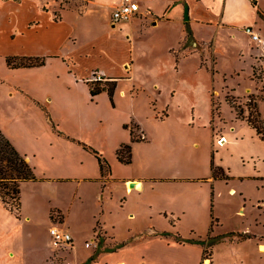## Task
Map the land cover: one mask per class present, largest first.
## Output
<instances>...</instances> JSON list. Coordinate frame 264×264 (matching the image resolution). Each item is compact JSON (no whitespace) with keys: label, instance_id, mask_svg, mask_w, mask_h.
<instances>
[{"label":"rangeland","instance_id":"obj_1","mask_svg":"<svg viewBox=\"0 0 264 264\" xmlns=\"http://www.w3.org/2000/svg\"><path fill=\"white\" fill-rule=\"evenodd\" d=\"M34 1H26L23 19L33 15ZM88 1L39 2V7L43 12L48 11V17L53 21L60 23L67 20L63 19L64 16L68 18L69 31L64 29L62 38L49 49L75 57L76 67L74 59L67 61L63 57L66 63L50 61L52 64L37 70L14 71L9 68L6 63L8 56L22 57L29 52L19 35L27 31H20L13 19H0V128L23 155L31 157L30 163L38 181H42L40 176L66 179L54 180L47 186L28 184L24 187L23 217L31 216V220L23 218L24 224L0 204V264H78L76 262L88 259L94 249L99 248V253L88 260L87 264H90L102 252H110L105 246L104 236L106 243L116 241L126 247L120 252L117 249V254L101 255L100 264H121L122 260L125 264H144L142 251L133 244L134 240L155 233L152 227L180 233L185 238L194 230L196 234L192 237L206 239L212 226V214L219 218L213 230L227 234L221 241L238 243L244 240L243 232L239 231L247 227L254 233H262L263 226L254 222L256 213H249L247 207V218H243L245 207L238 209L243 204H240L241 195L235 190L230 192L233 186L238 190L244 186L249 198H264V188L259 191L257 188L264 182L255 181L264 180V176L257 172L260 170L264 174V141L245 120L238 118L236 109L231 105L233 102L244 107L247 116L250 98L257 99L264 121V48L248 32L249 27L253 31L254 28L246 26L237 37L222 30L215 45L209 44L206 50L208 56L212 54L208 69L201 68L200 55L195 53L182 60V71L179 70L178 75L176 67L185 49V44L176 48L178 38L184 32L179 6L169 11L172 12V21H162L161 25L147 30L141 29V24H138L128 38L126 30L117 33L111 29V26L116 28L124 22L110 20L116 7L112 10L107 4L98 11L87 6ZM171 1L156 0L155 3L161 11ZM208 1L213 9L209 18L216 23L223 10V0ZM237 6L245 17L244 21L253 18L254 14L246 5L237 2ZM36 23L37 20L31 24ZM59 25L63 27L65 24ZM52 27L56 30L55 25ZM213 28L214 25L209 26L208 30ZM199 34L205 41L211 39L208 32L199 31ZM128 42L132 44L134 61L129 69L131 79L122 80L114 104L106 95L92 103L90 94L76 85L73 72L79 70V73H85L89 70V79L94 81L98 76L105 77L99 68L92 67H113L115 64L111 56L114 54L118 56L116 64L118 60L123 61L127 57ZM30 47L34 46L27 48ZM93 48H96L94 53ZM188 48L201 52L203 59L206 58L203 46ZM117 66L120 67L119 64ZM212 70H215V75ZM48 92H51L50 95ZM52 121L58 126L54 127ZM121 121H130L124 125V128L129 125L126 129L136 126L133 121L144 123L145 135L139 129H135V134L144 138L138 159L147 169H161V164H165L162 169H172V166L183 175L192 173L201 177L209 174L207 162L210 158L211 165L214 163L223 168L232 182L224 180L215 185L214 191L218 193H215L213 204L209 184H173V204L183 205L185 213L181 215L172 211L156 215L155 212L161 210L159 185L150 182L144 191L130 193L122 179L135 170L134 150L131 164H123L119 159L120 164L115 166L112 163L117 154V151L112 153L113 147L128 137L122 124L119 125ZM60 132L70 136H62ZM194 142L197 143L196 150L190 147V143ZM222 142L226 143L221 145ZM83 145L93 147L110 163L111 176L114 177L110 188L109 183L101 179L87 180L81 187L78 186L82 179L96 175L100 178L98 158ZM257 157H260V162ZM188 161L195 165L190 166ZM252 173L248 179L254 181L239 179ZM101 193H105L104 200L99 197ZM55 203L63 205L64 213L68 215L66 225L62 223L59 227L70 228L77 236L72 257L69 250L73 247L56 246L48 232L49 207ZM187 205L193 206L186 210ZM256 207L258 213H264V201L258 202ZM52 216L56 222L63 221L54 213ZM99 224L101 226L98 227ZM228 231L237 234L229 235ZM3 232L5 237H2ZM18 232L21 237H16L15 243L11 237ZM87 243L91 244L90 247ZM229 246L224 244L216 249L214 264L229 261ZM251 248V244L234 246V256L245 255L246 258L258 255ZM205 264H211V260ZM260 264H264V258Z\"/></svg>","mask_w":264,"mask_h":264},{"label":"crops","instance_id":"obj_2","mask_svg":"<svg viewBox=\"0 0 264 264\" xmlns=\"http://www.w3.org/2000/svg\"><path fill=\"white\" fill-rule=\"evenodd\" d=\"M26 1L27 0H19V1H15V0H0V19H4L6 18V21H8L9 19H13V23H15L16 25H18V29L20 31H24L26 30L27 33H20V37L23 39V44L25 46V48L27 49V51H29L28 53H25V55L27 56H37V55H45V57H47V63L45 66L43 67H36V68H25V69H15L14 71L17 70H37V69H41V68H45L48 64H52L51 62H60L62 61L63 63H66L68 60H75V57L73 56H68L66 53H62L57 49H49V46L54 45V43H56L58 41V39L62 38V31L64 29H66L67 31H69V27L70 24L67 23L69 22L68 18H66V16H64L65 18L63 19H67L66 21L62 20V22L65 25H63V27H59L62 25H59L60 23H57L55 21H53V19H51L49 16L48 11L43 12V9L41 7H39V2H41V0H35L33 3V15H31L29 18H22L25 6H26ZM125 0H89L87 3V6L89 7H93L95 10H100L102 9V7L106 6L107 4H110L112 7V10L115 8L117 9L118 7H120ZM139 5H140V11L138 12V14L133 17L131 20L128 21H124L122 22V24H119L116 28L111 26V29L117 33H119L120 31L122 32L123 30H126V34H128V38H130V34L133 32V30L135 29V27L138 24H141V29H149L150 27H157L159 25H161L162 21H172V12L171 9H173L176 6L180 7V11H181V17H180V21L182 22V29H184L183 34L178 38L179 44L176 48H179L181 45H184L187 42V31H186V27H185V21H184V13H185V7L188 4L189 9H190V25L191 28L193 30V34H194V38L197 42L198 45L203 46L205 51L207 50L209 44H213V46L215 45V41L218 39L219 37V33L223 30V31H228V32H232V37H237L238 34L242 33V29L245 28L246 26H252L254 28V32L259 35L260 37L264 38V19H262L259 14L258 11L255 7H253L252 3L250 0H223V10H221V14L219 15L218 19L216 20V23H212L211 19L209 18V15H211V13L213 12L212 9V5L211 3H209L208 0H172L171 2H169V4H165L163 9L161 11H159L157 9V5L155 3L156 0H136ZM237 2H242L243 5H246L251 12L254 14L253 18L251 20H246L244 21V15L241 13L240 7L237 6ZM259 2V6L260 8L264 11V5L262 4L263 0H258ZM264 3V2H263ZM99 8V9H98ZM115 11V10H114ZM113 11V12H114ZM165 11V12H164ZM173 11V10H172ZM112 12V14H113ZM2 14V15H1ZM77 14V13H74ZM75 15H71V17H74ZM78 16L80 18H82V16H80V14H78ZM4 17V18H1ZM135 18V19H134ZM112 19V15L110 20ZM35 20H37L36 24H31L32 22H34ZM134 20H137V22H135ZM5 21V19H4ZM139 21V22H138ZM58 24V25H57ZM2 25H4L2 23ZM56 26V30L53 29L52 26ZM111 25V22H110ZM214 25L213 30H208L209 26ZM241 29V30H240ZM199 31H205L208 32L211 35V39L208 41L203 40V38H201ZM69 33V32H68ZM68 33L65 35V38L67 37ZM29 46H34V47H30L27 48ZM41 46H44V48L41 49ZM126 47V46H125ZM124 47V48H125ZM175 46L171 47L172 49ZM97 48V47H96ZM93 48L92 53L95 52V49ZM128 48V53H127V57L123 59V61L118 60V64L120 65L117 66L118 64L115 63V61H117L118 57L116 54L112 55L111 58L113 59L114 62V66L110 67V68H105L102 66H93L92 68H99V70H101V72L103 73V75H105L106 79H116L118 81V86L116 89V93H115V100L117 98V93L119 91V86L122 83V80H130V67L131 65H133L134 61L132 59V44L131 42H128L127 47ZM191 48H185L184 49V53L181 56V62H178V66L176 67V71L178 72L177 74L179 75V70H180V65H182V60H185V58H190L192 56V54L195 53H199V57H200V64H201V68L207 67L208 63L210 62V60L212 61V54L208 56L207 51H206V58L203 59V54L201 52H196L195 50H190ZM102 52H105V50H101ZM174 51V50H173ZM257 52H260L257 50ZM214 53H215V48H214ZM108 54V53H107ZM109 55V54H108ZM65 57L67 58V61H64L62 58ZM90 57V56H89ZM218 58H216L217 60ZM203 61L205 62V64H203ZM75 67H76V60H75ZM121 63H122V68H121ZM207 63V64H206ZM116 66V67H115ZM70 67V66H69ZM182 68V67H181ZM91 70V69H90ZM89 70H87V72L85 73H79V70H76L75 72H73L74 77L76 79V85H79L81 87V89L87 91L90 96V87L88 82L91 80L89 79ZM182 71V69L180 70ZM71 73V71H70ZM88 73V74H87ZM181 73V72H180ZM183 76V75H181ZM157 88L160 87V84L157 83ZM51 92H48L47 94H49ZM50 95V94H49ZM106 95L110 101L109 95L107 92H104L98 96H96L95 98H92L91 96V102L94 103L98 98H100L101 96ZM54 99V97H53ZM39 101V100H38ZM41 102V101H39ZM111 102V101H110ZM42 103V102H41ZM50 114V111H49ZM135 120V119H134ZM53 123L56 124L55 121H52ZM130 121H121L119 123L122 124L123 128L124 125L126 123H129ZM135 123H137V125L140 126V131L141 133H143V135H145V126L144 123H142L141 121H133ZM56 126H58L56 124ZM124 132H126L127 134V138L123 139L121 142L117 143L115 147H113L112 153L115 154V152L117 151V149L119 148V146L121 144L124 143H130L132 140V135H131V130L130 129H126L124 128ZM70 136V135H69ZM143 142V141H141ZM141 142H136L133 144V150H134V164H133V168L135 170L131 171L130 174H128V176L122 177V179L124 180V182L128 185V191H130V193H133L134 190H137L139 192L144 191L146 184L148 183H153L156 185H159V187L157 189H159V192L161 194L160 200H161V210L159 212H155L156 215L158 214H162V213H166V212H171L175 211V212H180L181 215L183 213H185L184 211V206L181 204H177L178 206L173 204V200L171 198L172 196V192L174 191V187L172 186L173 184H188V183H205V184H209L211 186V190L212 192L214 191V187L216 184H218L219 182H223L224 180H220V179H214L213 178V172H212V165L210 162V158L208 159L207 162V168H209V174L205 175V176H201V177H196L194 176L192 173L188 174V175H183L181 174L179 169H174L172 166H170L172 169H162L163 166H166L165 164H161L162 168L160 169H151V168H146L144 165H142L141 161L138 159V151L140 149V147L142 146ZM170 143L174 144V141H170ZM171 146V145H170ZM196 146L197 143H190V147L196 150ZM27 157V156H26ZM117 154L115 157H113L112 159V163L113 165H118L119 160L117 158ZM259 159V162L261 161L260 157H257ZM28 161L30 162L31 157H27ZM190 166L195 165L194 162L192 161H188ZM142 170V171H140ZM257 172L260 173L261 176H264V174L260 171L257 170ZM101 168H100V178H98L99 176H93V177H88V179L84 180H80L78 182V186H82L83 183L87 180H89V182L92 181H103V182H108L109 183V188L110 186H112V178H114L113 176H111L110 178H108L107 180L105 178H103V175L101 176ZM253 175L249 174L247 176H241L239 177V179L243 182H247V181H254V180H250L248 179V177H251ZM40 179H42V181H28V182H24L22 184V191H24V187L28 184H43L42 186H47V184H52V182H54V180H66V179H60V177L58 179H53V178H45L40 176ZM264 178V177H263ZM205 179V180H203ZM162 180H166V182H163ZM233 181H236V179H233ZM255 181H260V182H264V180H260V179H256ZM64 182V181H63ZM232 182V180L230 181ZM131 183H135L134 187H131ZM165 183V184H164ZM260 184L258 183V186ZM32 187H34L33 185H30ZM37 186V185H35ZM39 186V185H38ZM218 188V187H217ZM242 188V187H241ZM258 191L261 188H264V185H261L260 187H257ZM231 190H235L236 192L240 193L241 195V203L242 205L239 206L238 209H240L241 207H245L246 213L243 216V218H247L248 212H247V207H249V213H256L254 216V222L256 224L262 225L264 228V213H258L256 211V204L260 201H264V198L261 199H257V200H253L252 198H249V195L247 193L246 188L243 186L242 189L238 190L237 188H235L234 186L231 187ZM215 193H218L217 190L214 191V200L212 202V194H211V203L213 204L215 202ZM99 197L102 198V200L105 199V193H101L99 194ZM254 203L253 205L250 203ZM0 204L2 205V207L9 212L5 207L4 204L2 203V201L0 200ZM23 206V204H22ZM193 205H187L186 206V210L190 209L189 207H191ZM50 220H49V230L48 232L50 233V230L52 227L54 226H60L62 223H64V225H66V221H68V215L64 213V207L63 205H60L59 203H55L53 205H51L50 207ZM239 210L237 211L238 214ZM10 213V212H9ZM53 213L56 214L58 217H60V219L62 218V220H59V222H56L55 219H53ZM11 216H14L17 220H19V223L24 224V219L25 217H23V207H22V216L20 219H18L15 215H13L12 213H10ZM26 220H31V216H28V218H25ZM211 219H212V215H211ZM101 226V224L98 225V227ZM153 231L155 233L150 234V235H144V237L142 238H138L136 240H134L133 244L137 245V247H140L141 251H142V258H143V263L144 264H202V260H203V255H204V250L205 248L202 245H196V244H190V243H178L177 241H175L173 239V237L170 238H165L162 236H157V234H159V232H169L168 230H158L155 227H152ZM63 229L69 231L71 234V230L70 228H66L63 226ZM103 232V231H102ZM231 232H235V231H228L227 233H231ZM239 232H243V234H250L251 237L248 239H244V240H240L238 243H234V242H224L221 241L219 244H217L214 247V256H213V261H211V264H214V259H215V254H216V249L218 247H220L221 245L227 244L230 245L229 248L231 249V254H230V258L229 261L225 264H260V261L264 258V252H262L260 250V247L262 245H264V230L262 233H254L252 230H249L248 227L243 230V231H239ZM104 233L105 230H104ZM103 233V236H104ZM172 233V232H170ZM192 234L185 238V239H196L194 237H192L194 235V233L196 234V232L194 230H192L191 232ZM226 232H220V231H213V236H219V235H227L224 234ZM237 234V232H235ZM5 233H2V237H5L4 235ZM173 236L177 235L178 233H172ZM180 234V233H179ZM209 234V233H208ZM20 236L21 234L18 232L16 233V235H14L12 238V240H14V242H17L16 237ZM73 238H74V244L75 246L73 247V249L69 250L70 252V257H72L74 250L76 248V239L77 236L76 234H72ZM201 237H198L197 239H200ZM104 241H105V246L110 249V248H115L117 246V244H120L119 242L114 241V243H106L107 239L104 236L103 237ZM203 239V238H201ZM205 239V238H204ZM247 244H251L252 248L254 250H256L258 252V255H254L253 257H251L250 255L248 257L245 258L244 256H238L235 257L234 256V246H246ZM256 245V247H254ZM50 246V245H49ZM126 247V246H125ZM52 249L53 252V248L52 246L50 247ZM226 250L228 249L225 246ZM251 248V249H252ZM99 248L94 249L95 252L91 253V256L87 259H85L82 262H76L78 264L83 263L86 264L87 262H89L88 260L93 258V256L97 253ZM119 250V251H118ZM115 252H102V254H99V257L96 260H92L90 262V264H100L99 260L101 258V255L103 254H117V251L120 252L122 250H124V247L121 249H118ZM11 255L14 254V252H10ZM109 255V254H108ZM14 256V255H13ZM258 257V259L256 258ZM118 263V262H117ZM121 264H125V262L122 260Z\"/></svg>","mask_w":264,"mask_h":264},{"label":"trees","instance_id":"obj_3","mask_svg":"<svg viewBox=\"0 0 264 264\" xmlns=\"http://www.w3.org/2000/svg\"><path fill=\"white\" fill-rule=\"evenodd\" d=\"M250 1L253 7L257 9L259 16L264 19V11L260 8L258 0ZM190 20V9L187 4L185 7L184 21L188 35L187 42L185 43L184 48L198 47V44L194 38V32L190 25ZM47 59L48 58L45 56H8L6 59V63L9 68L14 70L36 68L45 66L47 63ZM211 73L215 75V70H212ZM88 84L90 87L92 98H95L96 96L107 92L110 101L112 102V104H114L115 93L118 86V81L116 79L104 78L103 81L90 80ZM231 105L236 109L238 118L245 120L248 125L256 131L257 135L262 139V141H264V121L262 119L257 99L250 98V101L247 104V116H245L246 110L244 107H242L241 105L236 106L233 102H231ZM53 126L55 127L56 124L53 123ZM125 128H129V125H126ZM135 129H140V126L136 124L135 127L130 128L132 135L131 143L121 144L117 150L118 159L123 164L129 165L133 162V144L144 140V138L142 139L141 137L136 136ZM60 134L62 136H66V134L63 132H60ZM83 147L98 158L103 178H110V176L112 175V168L110 163L106 159L102 158L99 152L93 147L87 145H83ZM212 172L214 179L225 181L231 180V177H228V175L224 173L223 168L215 166L214 163H212ZM38 180L39 179L35 174V170L31 163L28 161L27 157L15 147L10 138L6 136V134L0 128V200L4 204V207L18 219H20L22 216V184L24 182ZM213 200L214 191L212 192V202ZM216 221L219 222V218L215 217L214 214H212V226L206 239H185L179 233L173 236L172 233L167 231L161 232L157 234V236H162L165 238L173 237L175 241L181 244L190 243L202 245L205 248L202 264H205L207 260L213 261L214 247L221 242V239L223 237L227 236H213V225L214 223H216ZM235 234V232L229 233V235ZM243 237L245 239H248L251 237V235L243 234ZM124 246L125 244H118L115 248H110L109 251L114 252L117 249L123 248ZM98 253L99 251H97V254Z\"/></svg>","mask_w":264,"mask_h":264},{"label":"built area","instance_id":"obj_4","mask_svg":"<svg viewBox=\"0 0 264 264\" xmlns=\"http://www.w3.org/2000/svg\"><path fill=\"white\" fill-rule=\"evenodd\" d=\"M140 11V5L138 2L133 0H126L120 7L115 9L112 14V20L116 23L122 21L131 20L135 17ZM248 32L251 34L255 41H258L264 48V38L255 34L253 29L249 27ZM105 77L98 76L95 81H103ZM50 234L52 235L53 242L56 246L72 248L74 247V238L72 234L58 226H54L50 230ZM90 243H87V246L90 247Z\"/></svg>","mask_w":264,"mask_h":264},{"label":"bare ground","instance_id":"obj_5","mask_svg":"<svg viewBox=\"0 0 264 264\" xmlns=\"http://www.w3.org/2000/svg\"><path fill=\"white\" fill-rule=\"evenodd\" d=\"M226 142H222V144L221 145H224ZM232 194H235V192H233ZM260 250L262 251V252H264V245H262L261 247H260Z\"/></svg>","mask_w":264,"mask_h":264},{"label":"water","instance_id":"obj_6","mask_svg":"<svg viewBox=\"0 0 264 264\" xmlns=\"http://www.w3.org/2000/svg\"><path fill=\"white\" fill-rule=\"evenodd\" d=\"M135 186V183H131V187H134Z\"/></svg>","mask_w":264,"mask_h":264}]
</instances>
